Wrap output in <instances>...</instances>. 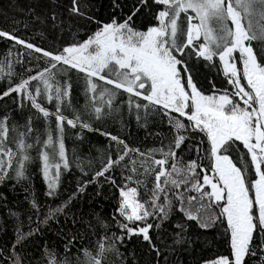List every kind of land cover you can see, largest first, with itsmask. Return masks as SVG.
Segmentation results:
<instances>
[{
	"label": "snow or ice",
	"instance_id": "1",
	"mask_svg": "<svg viewBox=\"0 0 264 264\" xmlns=\"http://www.w3.org/2000/svg\"><path fill=\"white\" fill-rule=\"evenodd\" d=\"M65 11L77 28L95 27L56 48L0 28V40L27 50L17 49L15 63L26 55L32 65L25 77L13 71L11 47L0 58V100L12 102L0 113V185H20L29 201L26 231L22 213L8 211L13 236L0 264H185L180 253L194 255L193 237L209 233L226 251L194 264H264V0H69ZM28 12L63 30L56 0L43 14ZM205 69L216 73H205L208 91ZM125 115L157 146L130 145L96 126ZM67 129L107 138L98 166L88 159L85 168L77 148L69 152ZM33 163L52 202L43 212L27 183ZM73 168L81 176L65 194L60 178ZM89 185L96 196L113 189L110 211L77 207ZM0 201L7 208L3 192Z\"/></svg>",
	"mask_w": 264,
	"mask_h": 264
},
{
	"label": "trees",
	"instance_id": "2",
	"mask_svg": "<svg viewBox=\"0 0 264 264\" xmlns=\"http://www.w3.org/2000/svg\"><path fill=\"white\" fill-rule=\"evenodd\" d=\"M51 0H0V28L3 29H17V35L24 37L26 40H32L33 42L42 45L45 48H56L67 43H71L74 40H78L84 36L85 31L89 28H94V25H82L80 28H77L78 21H73L69 19L67 12L65 11L66 7L69 4V0H56L57 11L63 12L62 19L64 20L63 30L53 28L51 24L41 25L39 22H34L32 20L31 14L28 12L30 7L34 8L38 14H43L50 4ZM97 3H100L101 0H96ZM104 4H107L108 0H102ZM98 15L100 17L106 16L105 8L101 7ZM14 21H19L18 24ZM28 24V27L25 28V24ZM82 24V22H79ZM12 50L11 60L13 61V71L16 74H22L25 77L28 73L25 71L26 68L32 67L27 61V56L25 55V63L23 65L16 64L17 59L16 52L19 49L21 52L27 50L23 49L22 46L12 47L11 42L5 43L0 40V58H3L9 48ZM34 70V69H33ZM205 73H207L208 78L211 79L216 77V73L207 72L205 69L204 72L200 75V80L204 86L205 91H208L207 80H205ZM75 79V77H73ZM223 80L221 76L219 79L214 82L217 84V87H220V81ZM6 87V81L0 80V88ZM75 102L77 99L82 104L83 96H77L76 94L72 97ZM49 106V105H46ZM50 107V106H49ZM12 108V102L10 98H4L0 100V113H3L6 109ZM34 125L41 130L43 133L44 124L42 118L40 120L33 119ZM96 126L100 127L102 130L108 131L114 135H119L124 138L127 143L130 145H139L142 148L144 147H153L157 146V138L147 135L144 128H139L135 122L134 118H130L125 115L124 119L121 120L119 116L115 119H108L103 123H99ZM54 127V125H53ZM149 130L155 131V128L152 125H149ZM74 129L66 130V146L71 152L73 147L77 148V155L80 156L82 160L85 161L84 167L88 168L89 164L88 159H93L92 167L99 165V161L94 159L98 157L103 149L108 144V140L105 136L99 135L97 132H87L82 133L83 139H78L73 132ZM33 156H35V150L32 151ZM81 176V173L73 168L72 171L63 173L61 175V184L60 191L67 193L68 191L73 190L76 187L77 178ZM27 183L31 187V192L35 195L36 201L40 204L41 211L43 212V205L47 201L52 203L44 196L46 191V185L42 179V175L39 172L36 163L30 165L29 180ZM94 185H89L87 190L83 194V199L77 205L78 208L82 207L87 211L90 207H95L97 203L100 204V208L105 212L110 211L114 206V201L112 200L113 189L109 188L108 185H104L103 192L104 195L96 196L93 191ZM142 189L139 192L142 194ZM0 192H3L7 197V208L4 206V202L0 201V224L7 223L6 233L5 231H0V247H2L6 242H8L12 236V225L14 223V218L8 216L9 209L14 211H20L22 213L21 219L23 220V230H27V217L23 215V209L27 208L29 201L25 199L28 196L20 185H17L15 190L11 186L0 185ZM58 202V201H57ZM100 210V209H98ZM33 221H35V216H33ZM50 242L59 243L51 233L48 234ZM195 241L196 251L195 254H190L188 252L180 253V258L185 262V264H194V262L210 261L215 258L217 255L226 251L222 241L215 233H209L206 236H201L197 241L195 236L193 237ZM128 251L135 250L137 257L143 262L148 259L145 249L135 243H129L127 245ZM123 251V249H122ZM129 260L132 259L131 256L128 257Z\"/></svg>",
	"mask_w": 264,
	"mask_h": 264
}]
</instances>
